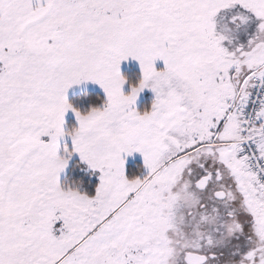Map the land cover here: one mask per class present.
Instances as JSON below:
<instances>
[{"label":"snow or ice","instance_id":"snow-or-ice-1","mask_svg":"<svg viewBox=\"0 0 264 264\" xmlns=\"http://www.w3.org/2000/svg\"><path fill=\"white\" fill-rule=\"evenodd\" d=\"M0 264H264V0H0Z\"/></svg>","mask_w":264,"mask_h":264}]
</instances>
